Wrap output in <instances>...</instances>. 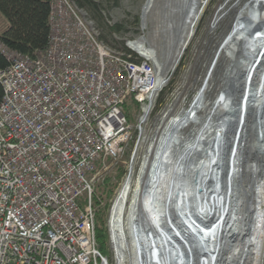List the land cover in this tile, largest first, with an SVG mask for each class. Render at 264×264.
<instances>
[{"label": "built area", "instance_id": "2783aa9c", "mask_svg": "<svg viewBox=\"0 0 264 264\" xmlns=\"http://www.w3.org/2000/svg\"><path fill=\"white\" fill-rule=\"evenodd\" d=\"M50 5L44 50L24 55L0 39L9 60L0 70V264H117L124 235L108 219L114 259L99 250L94 182L136 130L150 123L155 141L164 129L151 119L158 69L135 46L140 38L112 46L75 0ZM129 96L140 104L138 123L125 112Z\"/></svg>", "mask_w": 264, "mask_h": 264}, {"label": "bare ground", "instance_id": "6f19581e", "mask_svg": "<svg viewBox=\"0 0 264 264\" xmlns=\"http://www.w3.org/2000/svg\"><path fill=\"white\" fill-rule=\"evenodd\" d=\"M203 0H186L187 4V11H186V17L184 20L183 25L181 26V31L178 35V44L175 45V38L176 36L173 34V23L170 20H166L165 23H163L164 32L168 35L167 43H163V54L160 53L159 48L156 45H147V39L145 37H142L137 40V43L135 46L140 48L143 53L154 57L157 69H158V82L156 84V90L159 92L162 89H164L167 84L169 83V76L170 73L173 72L176 67L174 68V64L176 62V59L178 58V54H180V48L179 45L181 41L184 39V41L190 42L192 37V31H195V27L197 23L200 20V16L202 13H195V9L197 7V3ZM250 1L246 0L245 4ZM244 4V5H245ZM224 5L220 6L223 7ZM243 6V5H242ZM242 6L240 8H242ZM171 8H168L166 10V13H171V9L174 11L175 8L173 6H169ZM201 7V6H200ZM154 8V0H148L145 8H144V23L143 28L146 27V18L147 14L152 12ZM219 9V8H218ZM229 10V9H228ZM221 12V10H220ZM226 12V11H225ZM245 12L248 13L249 19L252 21V23L259 22V24L264 23V0H253L250 2L248 7L245 9ZM235 15L237 14V11L234 10ZM197 21H193L191 18V15H196ZM220 14L218 12L216 13L214 20L212 22V27L217 25V23L221 20ZM235 16L232 19L229 26L226 28L224 33L221 36V39L218 43V46L214 50V54L212 56V63L210 65V68H208L206 75L204 77L203 83L201 87L199 88L196 96L194 97L193 102L190 104L188 108H179V111L175 112V107L173 105L168 106V108L164 111L162 115V121L165 125L164 131H160L159 135L157 136V140L151 139V145L148 147V149L145 152V157L141 162L140 169L138 172L135 173L134 169V163L132 165L131 171L127 174L125 177L121 187L119 188L117 195L113 201V205L111 207V213H110V227L112 229V232H116V230L120 231L119 226H121V232L124 235L122 239H120L119 243L116 241L115 247L117 251L118 256V263L117 264H149L148 260L151 258V260L154 262V264H172L173 260L175 259L176 264H185V262L182 261L181 256V249L178 246V241L174 238H171V235L168 231H166L161 224L163 220H170V204H173V202H176V197H181L185 200L182 203L185 204L186 201H189L191 205L193 202L190 200V198L194 197L196 195L195 190H193V185L185 184L184 189L181 187L182 181H184L182 177L178 175L179 172H175L172 170V165L175 161H173V158H171V150L172 147H179L181 144L180 138L181 133L184 134L183 131L186 133V129L192 128V132L194 129H198L195 133V137L199 139V144L196 148L192 146L190 148L191 153L187 154L184 151V148L179 149V156H182V158H189L190 160H187L188 162L191 161L192 158L198 157L197 161L190 162L189 172L194 174V176L197 174L196 170H199V168L195 169L196 167H199L200 164L202 165L203 170L199 171V174L203 176L201 181L206 179L204 181V184H210L208 178H212V183L216 184V189H220L222 185L224 186L226 183V189L228 190L231 182L234 181V178L231 179L227 178L225 182H222V179L219 172L215 174L213 172V165L211 164L210 160L213 162L215 159V151L213 150L214 147H210L209 152L204 150L202 147H200L201 143L208 141V144H212V142L218 141L220 139L221 133L218 129H216L214 132H210L208 137H205L204 131L199 134L200 132V126L196 124V122H199V114L202 113V110L207 107L208 102H213L216 97H218L219 93L222 91V81L220 82L221 86L218 90L217 94L215 95L214 99L209 98V96H205L206 93L209 92V88L211 86V76L213 73L212 67L215 66L218 59L225 58V60H229V63L227 64V67H230L232 64H234L233 68L238 73V68L241 69L243 67H246V76H245V84L248 86L249 83H256L258 93L260 94L258 96L259 100V106H264V30H254L252 35L243 34V30H240V32L236 33L235 39H232L230 33L232 29V25L234 22ZM246 31V29H245ZM172 35V36H171ZM239 35L242 36V40L244 41V45H248V50L246 48H243V51H248V56L242 57L239 56V59L236 61H232V58L234 56V53L238 47V44L236 40L239 39ZM171 36V37H170ZM229 36V38H228ZM170 37V38H169ZM228 38V40H226ZM227 41V42H226ZM188 42V44H189ZM187 44V45H188ZM256 51L262 52L261 56H256L255 60L257 62L258 58L259 62H257V65L253 72L251 73V70L253 66L252 64V57L253 54ZM252 55V56H251ZM183 54L181 55L182 58ZM251 56V58H250ZM249 57V58H248ZM180 58V60H181ZM240 60V61H239ZM243 61V62H242ZM255 61L253 63H256ZM232 63V64H231ZM238 67V68H237ZM226 70V69H225ZM240 72V71H239ZM232 79L235 78L236 72H231ZM237 81V79H235ZM227 84L223 83V86H226ZM4 95V92H3ZM228 107V103L222 102L220 106H218V111H226ZM199 109V110H198ZM198 110V111H197ZM242 112V111H241ZM260 112V111H259ZM251 125L250 127L253 129L250 133V135L245 136V132H242L240 134V137L237 138L236 134H228V138L226 141H228L231 144V153H233V150L235 147H237V152L240 148L242 149H251L249 146L254 144L252 142H257V139H253L252 136H256L254 133V130L259 124H263L264 126V112L263 114H259L255 117L251 118ZM256 120V121H255ZM193 121V122H191ZM212 128V127H211ZM211 128L209 130H211ZM259 128V127H258ZM174 129V130H173ZM261 131V130H260ZM191 130L187 131L188 134H193ZM259 132L257 134L258 140L261 143L259 145V149L262 150H254L250 156H255V166L253 167V172L256 175L255 178V185L253 192L251 191L252 187L250 181L247 178L245 179V182L241 181L243 184L245 190L250 192L249 197V203L244 201L243 198L239 199V208L238 213L235 216H238L236 219V225L233 227L235 230L238 231L237 237L234 240V243L228 244L226 242V239H229L230 236H228L230 230L232 228H229L225 230V226L223 225V222L221 221L220 224H212V226L203 227L205 226L204 223H196L193 220V216L188 214L185 216V221L189 224V226H192V228H195L197 230L198 237H195V244H192L195 248L199 250H203L204 248L208 249V252L210 254H207V258L204 257V260L202 264H233L236 262V264H264L262 261L263 253H264V173L262 176L258 175V164L257 162H260L262 158H264V132ZM216 136V139H210L211 136ZM253 140V141H252ZM165 143V144H164ZM140 143L138 144L139 147ZM163 146V147H162ZM165 148L164 154L158 156V151L160 148ZM216 147V146H215ZM183 149V150H182ZM199 149V150H198ZM162 150V149H161ZM169 152V153H168ZM194 152V153H193ZM196 152V153H195ZM256 152V154H254ZM199 154H204V156H199ZM239 154V153H238ZM240 155V154H239ZM156 156L158 158H161L160 167H159V175L157 176L158 183L156 186H154L153 182L151 185H149V191H143L142 184H143V173L150 169L151 165H154L153 163H156L158 161V158L156 159ZM150 158V159H149ZM261 158V160H260ZM185 160V161H186ZM204 161L203 163H200L201 161ZM184 160H182L183 162ZM236 161V158L233 160ZM230 170L231 167H239V165L233 164L232 162V154L229 155L228 158ZM184 163V162H183ZM202 171L205 173L202 174ZM145 174V173H144ZM230 175V172L229 174ZM243 180V179H242ZM200 184V182H199ZM184 190V191H182ZM95 191V186H94ZM175 195H174V193ZM184 192V193H183ZM182 193V194H181ZM177 194V195H176ZM206 194V197H205ZM209 195V199L207 196ZM204 198L202 200L204 202H201L196 196H195V202L194 204L195 208H209V204H213L216 209L221 208L220 216H224L225 218V211L227 207V200H230L229 197L225 200V202H222V198H216L211 200L210 194L204 192ZM86 199L88 200L90 197L88 194H86ZM189 197V198H188ZM82 200H80V205ZM209 203V204H208ZM175 204V203H174ZM173 204V205H174ZM229 204V203H228ZM208 206V207H206ZM212 206V205H210ZM140 208L143 209L144 214L147 213L149 217V221L152 224V228L159 229L160 232H158V236H154L149 233V224L148 221L144 216L141 215ZM228 209V208H227ZM232 216L234 215L233 212H230ZM217 214V213H215ZM223 218V221L225 220ZM171 223V232L174 233V235L177 234V236L182 235L183 228L188 229L189 226L183 224H176L173 221ZM108 225V221H107ZM183 225V226H182ZM221 227V230H220ZM225 227V228H223ZM219 230V231H218ZM109 232V230H108ZM226 232V235L222 236ZM249 232L248 234H246ZM113 233V234H114ZM186 233V232H185ZM119 234V232H118ZM190 234V233H189ZM245 234V235H243ZM194 235V234H191ZM183 237V236H180ZM245 237L244 244H242L243 238ZM184 238V237H183ZM185 239V238H184ZM181 240V239H179ZM185 248H189L186 242H184ZM217 248V252L220 253L221 259L218 258V255L212 251ZM227 251L229 253L225 254ZM143 254L145 255L146 260L142 263L139 260V255ZM142 255V256H143ZM144 257V256H143ZM222 258H224L222 260ZM238 260V262H237ZM191 262H187L186 264H192L194 260H190Z\"/></svg>", "mask_w": 264, "mask_h": 264}, {"label": "water", "instance_id": "95a60500", "mask_svg": "<svg viewBox=\"0 0 264 264\" xmlns=\"http://www.w3.org/2000/svg\"><path fill=\"white\" fill-rule=\"evenodd\" d=\"M253 0L248 1L245 5L242 6V8H238L237 14L235 15V19L232 25V29L230 31V33L228 34L229 36L231 35L232 39H235L236 33L240 32V30H243V34H248V35H252V33L254 31H251L252 29L254 30H264V23L262 22V24H259V22L256 23H252V21L249 19L248 13L245 12V9L248 7V5L250 4V2H252ZM148 0L145 3V6L147 4ZM202 3L200 4L197 3V7L195 9V13H202L205 4L207 3V0H203L201 1ZM144 6V8H145ZM169 6H173L175 8V10L173 11L171 9V13H166V10L168 8H171ZM201 6V7H200ZM144 8H143V14L141 17V23H144ZM223 7H219V9L217 10V12H219ZM159 9L161 10V15L164 16H169V20L172 21L173 23V34L176 36L175 38V45L178 44V35L181 31V26L184 23L185 17H186V11H187V4H186V0H161V5L159 7ZM196 15H191L190 19H193V21H197L196 19ZM246 29V31H245ZM194 32L192 31V34ZM254 34V33H253ZM228 36V38H229ZM242 36L239 35V39L236 40L238 47L240 49L239 51V56L242 57H246L248 56V51H243V48H246L247 50L248 45L245 44L244 45V41L242 40L243 38H241ZM228 38L226 40H228ZM188 41H184V39L181 41L179 48L180 50V54H178V58L176 59V62L174 64V68L178 65V63L180 62V58L181 55L184 54L186 48H187V44ZM227 42V41H226ZM262 52L260 51H256L253 54L252 57V64L253 66L250 67L252 68L251 73L253 72V70L255 69L257 62H259L260 57L258 58L257 62L255 60L256 56H261ZM252 56V55H251ZM250 56V58H251ZM249 58V57H248ZM240 61V60H239ZM256 63H253V62ZM243 62V61H242ZM232 64V63H231ZM234 64H232L230 67H227L226 70L224 71V74L222 75V91L219 93L218 97H216L214 99L213 102H208L207 103V107L204 108V115L202 116V118H199V122H196L197 125H199L200 127V133H202L204 131L205 133V137H208V135L210 134V132H214L216 129L219 130V132L221 133L220 139L218 141L212 142V144H208V141H205L203 143H201L200 147H202L204 150H206L207 152H209L210 147H214V151H215V159L214 161L211 162V164L213 165V172H215V174L217 172L220 173V175L222 174L221 179L222 182H225L229 176V178L233 179L234 181H232L229 189H226V183L225 185L222 187H220V189H216V184L212 183V178H208L209 183L210 184H204V181H206V179L202 180L203 176L201 175V173L199 174L200 169L202 168V165L200 164L199 167H196L195 169L199 168V170L197 171V174L194 176V174L189 172V167L190 166V162H196L198 157H194L191 159L190 162H188L187 160H190L189 158H182V156H179V149L180 148H184V152L187 154H190L191 152L188 151L190 150V148L192 146H194V148L197 147V145L199 144V139H197V137H195V133L194 131H197L198 129H194V131L192 132V128L195 127H191V132L193 134H188L187 136L183 137L181 136L180 138V142L181 144L179 145V147L175 146L172 147L171 150V158H173L174 164L172 165V170H174L175 172H179L178 175L182 178H184L182 181V183L180 184L181 187L184 189V185L189 184L193 185V190H195L196 193V197L201 200V202H204L202 200V198H204V192H206L207 194H210L211 200L216 199V198H222V202L224 203L225 200L227 199V197L230 198V200H227V207L226 211H225V218L224 216H220L221 213V208L220 209H216L215 206L213 204H209V208H204L205 210H203V208H195V196L190 198V200L193 202V204L191 205V203L189 201H186L185 204H183L182 202L185 200L181 197H176V202H173V204H170V206H168L170 208V220H163L161 222V224L163 225L164 229L166 231H168L171 235V238H174L178 241V246L181 249V256H182V261L185 262H191L190 260H194L192 261V264H202L204 263V257L207 258L209 256H207V254H210L208 252L207 248H204L203 250H199L197 248H195L192 244H195V237H198V234L196 233L197 230L195 228H192V226H189V224L187 223V221H185V216L188 217L187 215L191 214L193 216V220L198 223V224H202L204 223V225H202L203 227H209L212 226V224L216 223V224H220V222H223V225L226 227L225 230L232 228V230H230L228 236H230L229 239H226V242H231L230 244H232V242H234V240L237 237V233L238 231L235 230L233 227L236 225V219L238 218V216H235L238 213V209L239 208V199L243 198L244 201H246L247 203H249V197H250V192H248L247 190L244 189V187L242 186L243 184L241 183L242 179L241 176L246 177L248 180H251V186H249V188L252 187L251 191L253 192L254 190V185H255V178L256 175L253 172V167L255 166V156H250L252 154V152L254 150H260L259 145H261V143L258 140L257 134H259V132L263 131L264 132V126L263 124H259V126H257L254 130V133L256 136H252L253 139H257V142H252L254 144L250 145L249 147L251 149H242L240 148L239 151L237 152V147L234 148L233 153H231V144L226 141L227 138L229 137L228 134H236L237 138L240 137V134L242 132H245V136L250 135L251 131L253 130L250 125H251V118L255 117L259 114H263L264 112V106L262 108V106H259V100H258V96L260 95L258 93V90L256 89V83H249L248 86H246L245 84V76L247 74L246 72V67H243L241 69H239L238 67V73L237 71L233 68ZM240 71V72H239ZM231 72H236V76L234 79H232V75ZM237 79V81L235 80ZM224 84H227L226 86H223ZM222 102H226L228 103V107L226 111H218V106L221 105ZM199 110V109H198ZM197 110V111H198ZM242 111V112H241ZM260 111V112H259ZM256 121V120H255ZM193 122V121H191ZM212 127V128H211ZM259 127V128H258ZM211 128V130H209ZM174 130V129H173ZM261 130V131H260ZM164 131V130H163ZM185 133V131H183ZM263 132L261 134H263ZM210 139H216V136H211ZM253 141V140H252ZM165 144V143H164ZM216 146V147H215ZM163 147V146H162ZM160 148V150L158 151V156L164 154V151L166 150L165 148ZM162 149V150H161ZM183 150V149H182ZM199 150V149H198ZM262 151V150H260ZM137 152V148L135 149L134 153H133V157L131 159V166L129 169V172L131 171L132 165L134 163V158H135V154ZM169 153V152H168ZM194 153V152H193ZM196 153V152H195ZM240 155H239V154ZM245 153L248 154V156H245ZM232 154V162L233 164L239 165V167H231L230 170V166H229V162H228V158L229 155ZM256 154V152L254 153ZM158 156H156V159L158 158ZM199 156H204V154H199ZM236 158V161L234 162L233 160ZM150 159V158H149ZM182 160H184L182 162ZM186 160V161H185ZM161 162V158H158V161L156 163H153L154 165L150 166V169L148 171L147 170L143 173V178H144V182L142 184V188L143 191L148 192L149 191V185H151L153 182L154 186L157 185L158 180H157V176L159 175V165ZM204 161L202 160L200 163H203ZM230 172V175H228ZM205 173L204 171H202V174ZM227 177V178H226ZM239 178V179H238ZM200 182V184H199ZM184 191V190H182ZM174 193V191H173ZM184 193V192H183ZM182 194V193H181ZM175 195V193H174ZM177 195V194H176ZM206 197V194H205ZM189 198V197H188ZM207 198L209 199V195L207 196ZM229 203V204H228ZM212 205V206H210ZM197 207V206H196ZM208 207V206H206ZM228 208V209H227ZM233 212V216L230 212ZM140 212L141 215L144 216L146 218V220L148 221V225L151 223L149 221V217L148 214L143 212V209L140 208ZM217 213V214H215ZM223 218L225 219L223 221ZM171 221H173L174 223L178 224H185L188 227V229H182V235L177 236L174 235V233H172L170 230L172 228L171 226ZM214 222V223H213ZM152 224L151 223L149 225V233L154 235V236H158V232H160L159 229H154L152 228ZM200 224V225H201ZM183 226V225H182ZM221 230V227H220ZM219 231V230H218ZM186 232V233H185ZM190 233V234H189ZM249 232H247L246 234H248ZM194 234V235H191ZM226 235V232H224V234L222 236ZM245 235V234H243ZM183 236V237H180ZM181 239V240H179ZM245 241V237L243 238L242 244H244ZM184 242L187 243V245L189 246V248H185V244ZM212 252H214L218 258L221 259L220 253L217 252V248L214 250H210ZM140 254L139 255V260L143 263L144 260H146L145 255ZM144 259V260H143ZM224 258H222L223 260ZM238 262V261H237ZM149 264H154V262L151 260V258L148 260ZM172 264H176L175 259L173 260Z\"/></svg>", "mask_w": 264, "mask_h": 264}, {"label": "rangeland", "instance_id": "374dc122", "mask_svg": "<svg viewBox=\"0 0 264 264\" xmlns=\"http://www.w3.org/2000/svg\"><path fill=\"white\" fill-rule=\"evenodd\" d=\"M93 1L100 6V18H102V22H99V20L87 8L82 9L85 11L87 17L94 22L95 27L101 34V38L105 42L112 46L119 47L122 46L125 38L145 37L147 39V45H156L159 48L160 53L163 54V43H167L168 39V35L164 32L163 23H165L166 20L168 21L170 17L161 15V10L159 9L161 0H154V8L152 12L147 14V25L145 28H143V23H141V17L147 0ZM245 2L246 0H207V3L202 11L203 13L200 16V20L195 27V31L180 62L178 63L176 69L170 73L169 83L160 91L157 97L155 113L152 115L151 119L155 117V120L159 119L158 121L160 122V117H162L163 112L168 108V106L173 105L175 107V112L173 113L179 111V108H188L190 106L203 83L208 68H210L214 50L218 46L222 34L235 16L234 10L240 8L245 4ZM222 5L224 6L221 9V12H218L222 18L217 25L212 27V22L217 10ZM136 16H140L139 26L133 25ZM123 23L128 24L127 31L119 33H112L110 31L111 26ZM0 24L3 27L6 26V22L3 19H0ZM239 51L240 49L237 48L232 58L233 62L239 59ZM228 63L229 60H225V58L218 59L215 66L211 68L213 70L211 76V86L209 88V92L206 93L205 96H209V98L214 99L220 89V82L222 81L221 78ZM204 111L205 110H202V113L199 114V118H202ZM134 121L137 123L139 122L137 114L134 115L132 122ZM149 126L150 123L143 128L141 134L138 130H136L133 142L130 144L124 156H122L117 162H108V170L105 171L104 174L99 173V175H104L103 181H97L95 179V177L97 178L99 175L93 176L95 179V197L97 196V198L101 201L99 205H95V208L97 211L100 207H104L106 202L109 204L106 209L107 221L110 217L111 207L117 192L125 177L129 173L132 162L131 159L135 149L137 148L134 158V169L136 173L140 169L146 150L151 145L153 131L150 130ZM190 129L191 128H188L186 130L188 131ZM187 131L184 134L181 133V136H187ZM139 143L140 145L138 147ZM246 156H248V154L245 153L244 157ZM257 164L259 166L258 175L262 176L264 173V158H262L260 162H257ZM120 169H124L125 173L122 178L116 181ZM107 177H111L112 183L115 185L113 192L108 199L106 198V191L104 192L105 188H110L107 186L105 181ZM240 179H243L242 181L245 182L246 177L241 176ZM86 198V194L81 197L83 207L88 204ZM227 243L230 244L231 242ZM105 253L110 259H114L109 239ZM227 253H229V251L225 254ZM262 261L264 262V253ZM233 264H236V262Z\"/></svg>", "mask_w": 264, "mask_h": 264}, {"label": "trees", "instance_id": "16d2710c", "mask_svg": "<svg viewBox=\"0 0 264 264\" xmlns=\"http://www.w3.org/2000/svg\"><path fill=\"white\" fill-rule=\"evenodd\" d=\"M81 8H87L91 13L102 22L100 15V6L93 0H75ZM51 0H0V19L6 22L3 27L0 24V39L11 50L24 55H35L37 52L44 50L49 42L50 23L49 14ZM140 16H136L133 25L139 26ZM128 24H115L111 26L112 33L127 31ZM104 38V37H103ZM9 65L8 58L0 52V70ZM3 86L0 81V100L3 96ZM124 109L128 117L137 114L140 110V104L134 96H129L125 103ZM124 169H120L117 175L118 181L124 175ZM107 186L105 188L106 198L108 199L114 189L112 178L105 179ZM94 205H99L100 200L93 195ZM82 203V201H81ZM83 206V203H82ZM109 204L106 202L104 207L96 211L95 225L96 237L99 250L106 255V248L109 239L107 227L106 209Z\"/></svg>", "mask_w": 264, "mask_h": 264}]
</instances>
